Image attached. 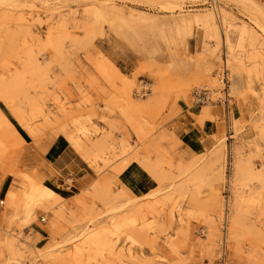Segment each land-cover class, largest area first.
Wrapping results in <instances>:
<instances>
[{
    "label": "rangeland",
    "instance_id": "obj_1",
    "mask_svg": "<svg viewBox=\"0 0 264 264\" xmlns=\"http://www.w3.org/2000/svg\"><path fill=\"white\" fill-rule=\"evenodd\" d=\"M208 1L0 0V181L13 180L0 197V264H217L230 159L228 264H264V0H218L219 16ZM224 53L231 96L254 101L249 122L231 109L232 138L213 136L185 164L166 127L183 102L215 121L193 92L217 98ZM22 131L36 145L64 138L96 180L66 199L21 157ZM132 162L158 189L113 193L107 173ZM145 247L152 258L133 251Z\"/></svg>",
    "mask_w": 264,
    "mask_h": 264
},
{
    "label": "crops",
    "instance_id": "obj_2",
    "mask_svg": "<svg viewBox=\"0 0 264 264\" xmlns=\"http://www.w3.org/2000/svg\"><path fill=\"white\" fill-rule=\"evenodd\" d=\"M112 61V60H111ZM113 62V61H112ZM119 60L113 62L121 71L123 75H126L118 64ZM72 94L78 99L80 94L73 86ZM73 103V102H72ZM232 110L235 117L241 122H249L251 106L254 101L249 100L245 103L243 99H233ZM180 114L174 117L167 125V129L174 135L176 140L180 142L178 160L181 155L183 156V163L187 164L194 156L204 153L213 147L215 140L213 136H222L224 132H228V120L225 117L223 106H212L210 115L215 121L206 119L203 124L198 122L200 116V109L193 104L186 103L178 104ZM50 108L56 110V106L51 105ZM229 122L231 127L233 126L232 115H230ZM25 140L24 148L21 157L28 162L36 161V167L39 172L46 178L47 182L52 187H60L66 190L63 193L66 199H72L73 195L67 192L66 188L68 179H73L72 188L78 192L86 191L90 188L93 182L96 180V175L90 168L87 161H85L81 155L62 137H53L49 140H41L36 145L33 138L27 133L22 131L20 133ZM25 147V146H24ZM233 165V161H231ZM107 178L112 180L116 185L113 193L120 192L121 196L131 197H143L158 189L159 184L155 177L149 173L142 165L137 162H132L123 172L116 175L114 172H108ZM232 176V170H231ZM12 176L3 178L0 181V197L5 195L12 183ZM124 190L125 194L122 192ZM189 210V206L183 208ZM3 212L0 210V214ZM51 218L52 215H49ZM178 220V217L175 216ZM48 225V223H47ZM162 243L158 244V247L164 248L165 239L162 238ZM129 243L126 242V238L121 239L119 247H125L126 252L129 247ZM133 251L138 256L144 255V257L152 258L153 254L150 248L145 247L143 250L140 248H134ZM236 263V262H235ZM208 264V263H207Z\"/></svg>",
    "mask_w": 264,
    "mask_h": 264
},
{
    "label": "built area",
    "instance_id": "obj_3",
    "mask_svg": "<svg viewBox=\"0 0 264 264\" xmlns=\"http://www.w3.org/2000/svg\"><path fill=\"white\" fill-rule=\"evenodd\" d=\"M206 4H208V6L213 9V11L215 12V14L217 16H219V10L217 8L218 4L220 5V3L218 2V0H209ZM227 54L224 53V58H223V65L220 68V70L218 71L217 75L219 77V82L222 84L220 90L217 92L216 91V95L217 98L214 99V97L212 96V92L211 90H209L208 88H203V89H197L193 92V97L195 99V101L198 104L201 105H221L223 106V110L225 113V117L228 120V133H229V137L232 138V127L231 124L229 122V118L231 115V106L234 104L233 103V97L230 94V90H231V80L229 79V69H228V65H227ZM147 93H149V89L148 88H143L141 89L140 92L136 91V96L140 97V96H145ZM231 170H232V163H231V159L228 161L227 164V174H226V180L223 186V199H224V214H223V218H222V224H221V232L223 234V236L221 237V242H220V249H219V257L217 259V264H228V241H227V235L229 232V223H230V204H231V197H232V184H231ZM73 184V179L70 177L68 179V183L66 185V188H70L72 187ZM1 204L3 205L4 202H1ZM41 223H46L47 222V218L46 217H42L40 219Z\"/></svg>",
    "mask_w": 264,
    "mask_h": 264
},
{
    "label": "bare ground",
    "instance_id": "obj_4",
    "mask_svg": "<svg viewBox=\"0 0 264 264\" xmlns=\"http://www.w3.org/2000/svg\"><path fill=\"white\" fill-rule=\"evenodd\" d=\"M249 1H250V0H249ZM249 1H248V2H249ZM226 63H227V62H226ZM143 88H144V87H143ZM222 236H223V234H222ZM227 241H228V235H227Z\"/></svg>",
    "mask_w": 264,
    "mask_h": 264
}]
</instances>
